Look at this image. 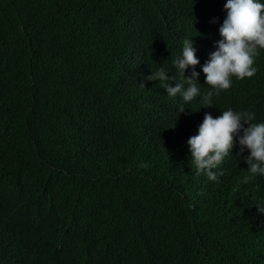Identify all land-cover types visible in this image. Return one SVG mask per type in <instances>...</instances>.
I'll list each match as a JSON object with an SVG mask.
<instances>
[{"label": "trees", "instance_id": "16d2710c", "mask_svg": "<svg viewBox=\"0 0 264 264\" xmlns=\"http://www.w3.org/2000/svg\"><path fill=\"white\" fill-rule=\"evenodd\" d=\"M225 2L0 0V264H264V177L237 146L208 181L186 143L205 112L264 120V53L211 108L147 80L185 37L207 58Z\"/></svg>", "mask_w": 264, "mask_h": 264}, {"label": "clouds", "instance_id": "9594fccd", "mask_svg": "<svg viewBox=\"0 0 264 264\" xmlns=\"http://www.w3.org/2000/svg\"><path fill=\"white\" fill-rule=\"evenodd\" d=\"M223 10L225 15L218 27L220 38L207 58L196 55L195 41L188 36L171 62L175 70L172 75V68L159 66L147 76L148 81L159 82L167 97L182 100L178 113L197 99L199 109L215 106L214 98L232 87L233 78L243 80L257 72L256 59L264 53V0H226ZM211 22L216 23V18ZM186 71L190 72L187 76ZM201 73L204 78L200 81ZM186 143L195 174L204 175L208 181L219 182L224 175L220 166L237 146L236 156L247 165L242 182L264 177V120L257 121L255 111L228 107L216 116L205 112L196 134ZM255 206L257 213L264 216V204Z\"/></svg>", "mask_w": 264, "mask_h": 264}, {"label": "rangeland", "instance_id": "374dc122", "mask_svg": "<svg viewBox=\"0 0 264 264\" xmlns=\"http://www.w3.org/2000/svg\"><path fill=\"white\" fill-rule=\"evenodd\" d=\"M235 78H233V80H234ZM235 81V80H234Z\"/></svg>", "mask_w": 264, "mask_h": 264}]
</instances>
